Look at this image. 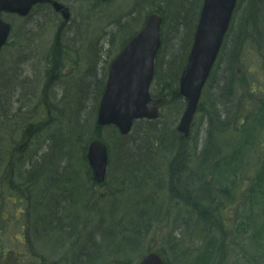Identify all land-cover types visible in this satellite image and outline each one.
<instances>
[{
    "label": "rangeland",
    "instance_id": "obj_1",
    "mask_svg": "<svg viewBox=\"0 0 264 264\" xmlns=\"http://www.w3.org/2000/svg\"><path fill=\"white\" fill-rule=\"evenodd\" d=\"M57 1L69 7V21L46 6L25 19L7 17L15 29L0 52V216L8 218H0V248L3 242L12 251L0 264H138L153 249L161 252L167 264H210L197 262L206 253L215 264H264V237L259 238L264 226H255L264 223V150L259 134L248 135L253 119L239 134H215V146L226 150L218 154L217 148L205 160L202 142L212 137L200 110L185 145L183 160L189 168L182 172L166 151L155 153L153 165L140 171L127 166L120 152L123 137L114 127L102 128L100 137L110 152L105 187L96 186L89 172L88 177L79 175L85 167L83 155L97 133V108L110 62L137 31L130 29L126 35L128 22L122 17L130 13L128 19L134 24V19H145L150 10L162 9L166 21L160 62L169 49L167 57L181 67L185 62L182 46L189 44L197 17L189 23L185 14L194 5L201 7V0ZM236 15L221 54L224 61L230 59L240 37L264 30V0H242ZM247 22L250 27H244ZM250 51L248 64L260 75L264 59L252 41L245 53ZM234 70L239 74L245 69ZM258 80L254 90L264 92V80ZM156 84L155 89L164 86L159 78ZM262 97L257 96L259 101ZM185 104L176 100L160 109L161 132L173 130ZM171 117L176 120L170 122ZM57 138L62 146L51 155L50 143ZM157 142L161 145L162 140ZM61 157H66L62 165L66 171L56 174L55 161ZM37 164L41 171L34 180L30 175ZM173 173L184 184L187 179L197 182L192 185L195 190L207 179L212 181L210 192H221L214 195V215L206 216L199 239L191 226L194 211L183 202L192 204L183 196L175 199L170 191ZM72 176L82 182L69 191L73 180L65 179ZM48 185L55 193L43 192ZM33 203L39 206L30 209ZM54 229L59 234L50 233ZM21 233L28 236L26 246L17 239ZM194 247L201 249L200 254H194Z\"/></svg>",
    "mask_w": 264,
    "mask_h": 264
},
{
    "label": "water",
    "instance_id": "obj_2",
    "mask_svg": "<svg viewBox=\"0 0 264 264\" xmlns=\"http://www.w3.org/2000/svg\"><path fill=\"white\" fill-rule=\"evenodd\" d=\"M236 0H206L201 14L199 29L196 36L194 51L190 57V64L183 76V94L188 98L179 128L185 134L189 132V125L197 107L198 96L202 80L208 75V70L214 62L218 45L223 32L228 27L231 12ZM51 0H0V13L3 10L26 15L33 5ZM56 10L63 11L65 18H69V11L64 5L53 1ZM143 31L126 46L113 61L109 72L106 90L99 106L98 123L116 125L122 133L130 131L135 119L151 118L158 115L157 102L152 107L149 96L150 82L153 79V59L160 45L159 25L161 18L151 14ZM10 25L0 19V48L6 42ZM89 161L94 167V173L99 181L103 180L106 170L108 153L102 142L94 141L89 151ZM141 264H163V260L150 253Z\"/></svg>",
    "mask_w": 264,
    "mask_h": 264
},
{
    "label": "trees",
    "instance_id": "obj_3",
    "mask_svg": "<svg viewBox=\"0 0 264 264\" xmlns=\"http://www.w3.org/2000/svg\"><path fill=\"white\" fill-rule=\"evenodd\" d=\"M246 43L248 44L247 40ZM257 47H259L261 51L264 50L263 45L258 44ZM232 77L233 70L231 67L217 69L213 74L212 85L210 86L207 94L208 101L210 102V108H207L204 102L202 103V108L206 110L207 115H209L211 123L210 126L216 128V130L219 131H211V137L213 134L212 132L219 135L241 133V131L237 128L238 126L236 127L234 123L237 121V116L235 114L237 105L234 103L225 105V103L221 101L222 96L231 98V96L237 94L233 86L230 85ZM252 79L253 73L250 77V80ZM246 80L249 82L247 76ZM164 90L168 91V93L165 91L161 92V94L164 95L163 97L165 101L174 103L176 98H181V96L178 94V89L174 90L173 84L170 82L166 83ZM168 94L174 95L170 96ZM157 139L162 140L161 145L158 144ZM183 142L184 140L182 138H178V133L176 130H173L171 133L169 131L164 133L161 132L158 121L152 122L149 120H144L135 125L132 134L123 137L121 152H127L134 157L136 156L134 161L135 163L131 167L140 171V168H146L153 165L152 160L155 157V153L157 155L166 151V156H169L170 161L177 162L179 159L182 160L183 156L186 154L185 145L188 141L186 140L184 143ZM202 145H204V151L208 154H212V152L215 150V148H213V137L205 144L202 142ZM225 150V148H221L218 152L223 154ZM228 158H230V156H228ZM175 190L179 191L178 188H175Z\"/></svg>",
    "mask_w": 264,
    "mask_h": 264
},
{
    "label": "bare ground",
    "instance_id": "obj_4",
    "mask_svg": "<svg viewBox=\"0 0 264 264\" xmlns=\"http://www.w3.org/2000/svg\"><path fill=\"white\" fill-rule=\"evenodd\" d=\"M51 144V155L53 152L57 151V149H59L62 144H60L58 142V138L56 140H54V144H53V141L50 143ZM135 158L136 156L134 157L133 155L127 153V152H123V155H122V162L123 163H127L128 165L127 166H132L135 162ZM54 160H52L53 162ZM46 163V162H45Z\"/></svg>",
    "mask_w": 264,
    "mask_h": 264
}]
</instances>
